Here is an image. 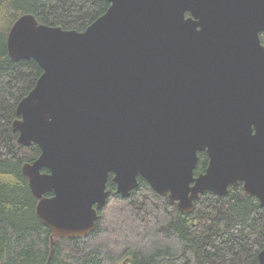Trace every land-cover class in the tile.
Segmentation results:
<instances>
[{
    "label": "water",
    "instance_id": "1",
    "mask_svg": "<svg viewBox=\"0 0 264 264\" xmlns=\"http://www.w3.org/2000/svg\"><path fill=\"white\" fill-rule=\"evenodd\" d=\"M107 1L84 31L27 12L8 34L43 69L12 127L41 148L23 173L52 242L95 230L111 173L123 197L143 177L185 214L240 183L264 206V0Z\"/></svg>",
    "mask_w": 264,
    "mask_h": 264
},
{
    "label": "trees",
    "instance_id": "2",
    "mask_svg": "<svg viewBox=\"0 0 264 264\" xmlns=\"http://www.w3.org/2000/svg\"><path fill=\"white\" fill-rule=\"evenodd\" d=\"M109 6L107 0H0V264H260L264 206L244 193L242 183L230 186L226 195L205 192L185 214L143 177L123 197L111 173L110 194L95 230L84 238L52 242L23 173L41 148L18 143L12 127L18 103L43 69L34 58L13 60L8 34L27 12L41 23L84 31ZM261 39L264 44V33ZM208 164V153L199 152L196 174Z\"/></svg>",
    "mask_w": 264,
    "mask_h": 264
}]
</instances>
